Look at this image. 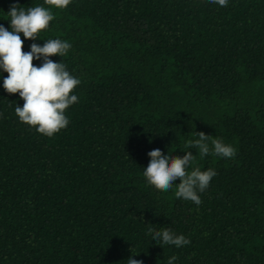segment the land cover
I'll list each match as a JSON object with an SVG mask.
<instances>
[{
  "label": "trees",
  "instance_id": "16d2710c",
  "mask_svg": "<svg viewBox=\"0 0 264 264\" xmlns=\"http://www.w3.org/2000/svg\"><path fill=\"white\" fill-rule=\"evenodd\" d=\"M13 4L52 11L23 51L69 42L50 59L81 83L48 137L20 122L0 70V264H264V0H0L8 30ZM201 131L235 157L185 148ZM154 149L215 170L200 205L147 182ZM149 227L190 243L161 246Z\"/></svg>",
  "mask_w": 264,
  "mask_h": 264
},
{
  "label": "clouds",
  "instance_id": "9594fccd",
  "mask_svg": "<svg viewBox=\"0 0 264 264\" xmlns=\"http://www.w3.org/2000/svg\"><path fill=\"white\" fill-rule=\"evenodd\" d=\"M221 7H226L228 0H210ZM44 3L58 9L67 8L71 0H44ZM10 28L0 24V70L7 73L3 79V88L8 94H17L24 101L23 106L16 105L15 114L20 122L33 127L39 134L52 137L69 124L66 110L78 102V97L71 94L81 81L71 75L65 64L54 62L50 57H63L71 44L61 39L44 40L43 46L32 43L30 51H23L24 39L35 41L39 33L47 29L54 15L49 8L34 6L25 9L19 4L10 6L7 12ZM34 60H41L39 66ZM198 137L187 141L185 148L198 149L201 157L214 154L223 158H234L236 149L223 142L222 138H212L204 132H195ZM211 147H210V144ZM150 161L144 168L143 176L157 190L167 192L176 184V198L190 200L197 206L202 202L198 192L205 191L215 170L202 171L194 167L188 171L195 159L190 151L183 157L165 155L160 149L151 150ZM179 180V183L176 181ZM149 234L159 245L181 247L190 243L184 235H176L171 228H160L159 231L149 227ZM133 253V252H132ZM139 255V253H133ZM177 257L168 259L167 264H174ZM127 264H144L142 260L129 257Z\"/></svg>",
  "mask_w": 264,
  "mask_h": 264
}]
</instances>
